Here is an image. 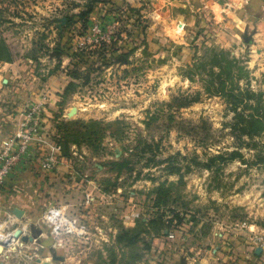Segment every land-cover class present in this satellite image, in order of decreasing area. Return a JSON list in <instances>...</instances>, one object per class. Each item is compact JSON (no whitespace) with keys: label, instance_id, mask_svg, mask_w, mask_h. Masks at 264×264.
I'll return each instance as SVG.
<instances>
[{"label":"rangeland","instance_id":"374dc122","mask_svg":"<svg viewBox=\"0 0 264 264\" xmlns=\"http://www.w3.org/2000/svg\"><path fill=\"white\" fill-rule=\"evenodd\" d=\"M205 2L0 0V39L14 54L11 61L0 60V121L5 113L22 112L45 92L43 119L48 120L43 133L53 149L42 142L38 150L49 149L70 164L69 172L63 170L50 181L43 174L47 171L40 169L46 189L37 194L40 202L30 220L15 215L8 225L0 220V232L14 227L33 236L19 240L22 244L15 249L10 242L0 253V264H130V248L115 239L125 226L120 215L130 208L142 219L166 209L162 219L168 220L161 232L139 237L136 264H198L197 257L203 255L215 264H248L237 254L238 248L251 254L259 251L251 237L254 232L264 235V129L251 137L231 135L233 111L221 97L202 93L200 83L190 82L181 72L193 60L204 59L205 48L196 51L195 45L222 47L242 60L246 71L238 83L260 93L248 101L260 109L264 6ZM87 4L92 9L82 21L76 13ZM92 25L98 32L91 35ZM243 33L250 35L249 41L243 40ZM86 35H91L89 41ZM72 50L76 54L68 56ZM74 68L81 77L66 74ZM69 80L75 84L61 103L60 93ZM195 90L200 93L188 105L162 107L173 95ZM240 110L243 116L251 111L249 106ZM149 114L154 118L147 120ZM89 118H119L120 131L106 132L91 144L69 143L67 156L62 155L55 148L59 121ZM230 151L237 154L225 158ZM120 158H127L128 164L116 173L108 161ZM171 167L179 169L182 182L175 184L160 209L153 204L150 189L162 179L177 178V173L169 172ZM66 179L74 183L72 192L64 189ZM86 195L91 198L84 203ZM56 203L65 205L63 210L82 224L83 233H64V225L62 230L52 229L43 212ZM173 211L180 222L172 218ZM214 225L218 226L212 231ZM52 252L62 258L52 257Z\"/></svg>","mask_w":264,"mask_h":264},{"label":"trees","instance_id":"16d2710c","mask_svg":"<svg viewBox=\"0 0 264 264\" xmlns=\"http://www.w3.org/2000/svg\"><path fill=\"white\" fill-rule=\"evenodd\" d=\"M130 8L133 9V7ZM91 9L92 5L87 4L86 7L80 9L76 15L83 17L82 21H85L86 15L91 11ZM69 21L70 18L66 17V23ZM203 47L205 48L204 59L193 60L191 63L187 64L182 68V75H184L190 82L198 81V83H200L202 93L205 95H217L221 97L225 105L233 111L232 118L234 119V122L229 125L230 129H232L231 135L234 137H238L239 134H246L249 137L258 135V133L264 129V103L260 101L261 97L259 98L260 100L258 99V101L261 102L260 109L257 108L258 106L248 103V101L254 96H257L258 98L260 93H255L249 86H247V83H245L244 87L239 85L238 80L240 74L242 71H246L245 65L241 63L242 60L235 57L233 54L229 53L228 50L223 49L222 47H216L214 45L207 47L203 43H201L200 46L195 45L196 51L198 50L197 48ZM134 48V46L128 48L124 54L127 56ZM75 54L76 51L72 50L67 55L72 57ZM13 56L14 54L10 46L3 39H0V60L11 61ZM66 74L72 79H77L82 76L80 71L75 68L73 70H69ZM74 84V81L69 80L63 85V90L60 93V96L62 97L61 103L64 101L63 97ZM199 93V90H195L192 93L186 92L184 94L173 95L170 100L162 103V107H165L166 109H174L186 106L195 101ZM244 106H249L251 109V111L245 114V116H243V113L240 110L241 108L243 109ZM151 118H154V116L149 114L147 120ZM147 120H144V123L147 124L149 122ZM242 121L243 125H240V122ZM121 122L122 120L119 118H114L109 121L92 118L85 121L80 119L72 120L71 122L59 121V125H57L59 133L56 136L59 137L57 138V143L59 145L61 143L64 144L65 151L62 155L67 156L69 143L78 144L81 140H83L87 144H91L93 140H100L106 132L109 135L116 134L120 131L119 125ZM68 123H73L75 126L69 128L67 126ZM106 126L112 127L110 130L106 131ZM235 127L238 128L237 130L240 131L239 133H236ZM142 144H146L145 146L149 147L148 143H144L142 141ZM144 148L145 147H143V149ZM235 154H237V151H230L227 153V157L225 158H232ZM214 156H219L221 159H224L223 155L217 154ZM212 158L213 157H210V160H212ZM108 162L110 166L114 168L115 172L118 173L122 168L127 166L128 159H112ZM169 170V172L177 173V178L175 180H168L166 178L162 179L154 184L150 189L153 194V204L160 209V206L162 204H166L170 198L172 188L175 184L182 182V174L179 172V169L171 167ZM165 210L166 209H161L151 217L144 219L138 217L134 219L131 225H123L116 232V242L123 247L128 246L131 250L130 264H136V261L140 256V252L136 249L139 237L142 234L150 232L159 233L162 228L166 226L163 225V223L168 220L162 219ZM168 210L171 211V209ZM172 218H175L178 222L182 219L176 211H173ZM142 246L147 247L148 242L143 241Z\"/></svg>","mask_w":264,"mask_h":264},{"label":"built area","instance_id":"2783aa9c","mask_svg":"<svg viewBox=\"0 0 264 264\" xmlns=\"http://www.w3.org/2000/svg\"><path fill=\"white\" fill-rule=\"evenodd\" d=\"M92 34L98 32L96 25L91 26ZM91 35H86L85 40L89 41ZM93 38V37H92ZM95 38V37H94ZM91 40V39H90ZM47 102V94L45 92H40L34 101L30 102L25 109L22 110L20 118L17 120L15 128L13 131L5 136L0 142V187L4 184L6 177L11 173L14 165L21 159L25 158L28 160L36 161L39 169L41 170H52L60 162L59 157H57L51 150L39 151L36 155L32 153L30 146L31 144L40 147L43 142L52 148L51 144L47 141L44 136V108ZM74 145L71 146L72 153H75L73 149ZM55 148L60 149V145H56ZM53 149V148H52ZM91 197L89 195L85 196L84 203H87ZM60 203L51 204L47 206L43 212V218L51 222L52 229H63L64 233H75L81 234L84 232L82 224L76 222L73 218L68 215V211ZM5 220L9 223L13 215L5 214ZM121 221L125 225H131L134 219L140 217V213L137 209H127L123 211L120 215ZM2 222V221H1ZM13 224V223H12ZM2 225V223H0ZM4 225H8L5 223ZM10 225V224H9ZM16 228H10L6 231L0 232V235H7L13 232ZM168 237H172V233L167 234ZM255 246L264 248V235L253 233L251 237ZM19 236L14 237L11 242L14 244V249L22 244ZM10 242L2 245V250L0 253L7 247H9Z\"/></svg>","mask_w":264,"mask_h":264},{"label":"crops","instance_id":"0c3cea01","mask_svg":"<svg viewBox=\"0 0 264 264\" xmlns=\"http://www.w3.org/2000/svg\"><path fill=\"white\" fill-rule=\"evenodd\" d=\"M205 1H206L205 2L206 4H210L212 0H205ZM231 1L236 4H240V5L261 4V6H264L263 4L264 2L261 0H231ZM51 88H52V85H51ZM54 99L55 98H53L52 101ZM47 113H50L49 109L47 110ZM20 114L21 112L14 113L12 115L5 113V119L4 117L1 118L0 142L5 136L9 135L13 131L17 120L21 116ZM45 117L46 116H44V118ZM46 119L48 120V118ZM38 146H36L35 148V145L31 144L30 149L32 153L36 155L39 153ZM63 161L64 162L62 163V160H61L56 165L54 170H49L45 173L40 171L36 161L34 160H28V159L23 158L14 165L11 173L9 174L8 177H6L4 184L0 187V220L2 221V223L5 224L7 222L5 220V216H6L5 214L7 213L11 215H14V213H18L19 214L18 216L20 217V218H17L18 220H20L22 217L25 218V220H30L31 216L35 214V206L37 205V202H40L38 201L39 198H37V194L41 192L40 191L41 188L46 189L45 178L42 177L44 176L43 174H48V181H50L51 177L61 175L63 173V170H66L70 165L67 159H64ZM66 172H69V170H66ZM64 189L67 190V193L72 192L74 190V183L67 181V179L64 180ZM47 190H50V188ZM217 226L218 225H214L211 228V230L212 231L216 230ZM219 227H221V225H219ZM255 227L257 226L255 225ZM245 242L247 241L245 240ZM210 243L212 242L210 241ZM198 250L200 251L201 249L198 248ZM242 251L243 250H240V248H238L237 254L239 256L242 255V257H244V260L248 264H260L261 261L264 262V248H260L257 253L253 252V254L247 252L246 250H244L243 252ZM194 259L195 258L192 257L193 261ZM197 259H198V264H215L213 259L209 258V255L207 256L203 255L202 257L201 256L197 257ZM216 264H217V261H216Z\"/></svg>","mask_w":264,"mask_h":264},{"label":"water","instance_id":"95a60500","mask_svg":"<svg viewBox=\"0 0 264 264\" xmlns=\"http://www.w3.org/2000/svg\"><path fill=\"white\" fill-rule=\"evenodd\" d=\"M242 38H243L244 41L247 42L250 39V35L247 34V33H243ZM4 81H5V79H4ZM72 111H74V108L72 109ZM60 149H61V152L64 153L65 149H64V144L63 143L60 144ZM14 215L18 216L19 214L18 213H14ZM14 232H15V236L14 237L19 236V238L21 240H23V241H28V240H31L33 238V236H31V235L21 234L19 229H15ZM259 249H260V247L256 246L254 250L257 251ZM52 257L57 258V259H61L62 258L61 255H56L54 252H52Z\"/></svg>","mask_w":264,"mask_h":264},{"label":"bare ground","instance_id":"6f19581e","mask_svg":"<svg viewBox=\"0 0 264 264\" xmlns=\"http://www.w3.org/2000/svg\"><path fill=\"white\" fill-rule=\"evenodd\" d=\"M72 109L73 108H71V110H69L70 113L73 112ZM14 236H15L14 231L5 235V236H1L0 237V246H2L3 244H6L7 242H11V240L14 239ZM0 250H1V247H0Z\"/></svg>","mask_w":264,"mask_h":264}]
</instances>
